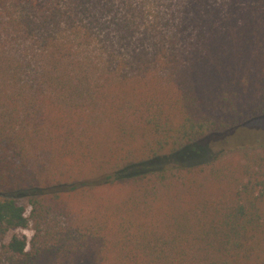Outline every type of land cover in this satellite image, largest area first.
Segmentation results:
<instances>
[{
	"label": "trees",
	"instance_id": "1",
	"mask_svg": "<svg viewBox=\"0 0 264 264\" xmlns=\"http://www.w3.org/2000/svg\"><path fill=\"white\" fill-rule=\"evenodd\" d=\"M263 116L264 0H0V264H264L259 131L128 173Z\"/></svg>",
	"mask_w": 264,
	"mask_h": 264
},
{
	"label": "rangeland",
	"instance_id": "2",
	"mask_svg": "<svg viewBox=\"0 0 264 264\" xmlns=\"http://www.w3.org/2000/svg\"><path fill=\"white\" fill-rule=\"evenodd\" d=\"M248 130L259 131L257 133H253V134L251 133L250 136L259 135V134L264 135V116L248 122L235 133L230 132L227 135H224L225 138L221 139L220 137V138L212 139L210 141V144L208 143L197 144L194 147L187 149L185 152L179 155L162 157L148 164L140 165L134 168L133 170L129 171L128 173L141 172L149 169L178 166L183 164L195 165L202 163L203 161L204 162L209 161L218 154V150H219L218 143L223 142L226 138L230 139L233 134H239ZM126 193H127V188L125 186L101 187V188H97L93 192L75 194L74 197L72 196L66 197L65 200H67L69 206H72L73 208L76 207L75 209L77 211L80 210L78 215L79 217H86L89 215V213L92 211L93 208H99L104 200L111 199L113 201H117V199L123 197ZM17 201L22 206L27 205V201L24 197L17 198ZM28 226L29 227L27 229L9 231L5 235L3 240L0 241V244L8 241L12 235H19V236L25 235L29 240L32 236L31 223H29Z\"/></svg>",
	"mask_w": 264,
	"mask_h": 264
}]
</instances>
